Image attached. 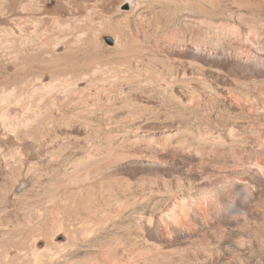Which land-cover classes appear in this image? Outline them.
I'll return each instance as SVG.
<instances>
[{"label":"bare ground","instance_id":"6f19581e","mask_svg":"<svg viewBox=\"0 0 264 264\" xmlns=\"http://www.w3.org/2000/svg\"><path fill=\"white\" fill-rule=\"evenodd\" d=\"M93 1L96 6L77 18L65 16L62 9L73 14L87 6V0H0V55L39 58L33 60L32 68L26 66L19 73L22 77L30 74L35 81L26 76L29 80L25 77L16 87L0 86V126L14 135H53L58 140L81 142L88 162H98L79 172L76 180L49 186L53 190L82 187L93 177L94 188L116 187L132 194L121 178L104 176L105 168L126 160L131 143L151 159L161 150L172 154L179 169L166 177L175 184L178 194L172 207L179 206L181 213L175 223L183 228L170 249L174 264H264V0ZM124 1L129 10L118 14L117 6ZM123 19L127 26L119 22ZM7 20L10 24L4 25ZM105 35L111 37L112 46L103 44ZM98 53L94 58L91 55ZM100 56L125 58L126 62L121 64V59V65H105ZM177 60L189 67L196 62L194 68L199 72L207 68L237 93L235 114L242 123L236 129L178 135L163 146L142 145L139 141L144 136L140 135L135 140L122 138L116 146L103 149V140L100 143L88 132L78 135L81 122L65 115L66 109L91 113L119 100L121 108L130 109V102L139 100L117 82L134 72L173 68ZM62 69L66 72L57 73ZM47 76L50 81L44 83ZM96 81L110 87L102 100L96 92L93 102L87 98L91 92L81 89L80 83L87 87ZM140 173L136 178L141 183L159 184L166 178L150 167ZM201 194L208 197L206 203H199ZM140 195L145 193L141 190ZM139 247L125 255L124 264L162 255L151 240H142Z\"/></svg>","mask_w":264,"mask_h":264},{"label":"rangeland","instance_id":"374dc122","mask_svg":"<svg viewBox=\"0 0 264 264\" xmlns=\"http://www.w3.org/2000/svg\"><path fill=\"white\" fill-rule=\"evenodd\" d=\"M96 4L93 0H87V6H80L73 14L65 9L62 11L65 16L83 17L87 9ZM151 5L154 3L151 2ZM117 10L118 14H125L129 7L125 6L124 1L119 3ZM119 22L123 26L129 24L125 19ZM3 24L9 25L10 22L7 20ZM103 44L113 45L109 35L104 36ZM91 55L94 58L99 53ZM111 57L104 56L109 63L102 57L99 59L105 65H116L123 59ZM179 58H184V54L179 53ZM37 59L31 56L14 59L0 55V86L9 89L18 86L27 77L29 81L35 79L30 74L25 75V78L19 73L26 66L32 68L31 65ZM120 62L124 64L125 58ZM182 62L186 64L177 60L171 66L173 68L160 66L150 73L139 70L137 72L140 73L134 72L122 83L117 82L116 85H123V89H131L129 94L139 100L131 101L130 109L121 108L119 100L112 107L107 103L102 108L100 105L97 111L91 113L81 114L78 109H66L64 113L81 122L76 132H79L78 135L88 132L98 137L96 139H100V143L103 140V149L116 146L122 138L135 140V136L140 135L144 136L143 141L138 140L141 144L144 142L142 145L152 143L163 146L171 144L178 135L186 137L208 129H236L242 123L235 114L237 93L230 87L228 89L226 82L221 77H215L207 68L199 72L194 68L196 62L190 64L192 67ZM64 71L58 70L57 73L62 74ZM49 81L48 76L43 78L44 83ZM80 87L91 92L87 98L94 102L96 92L99 91L97 98L102 100L110 85L96 81L87 87L82 82ZM111 93L117 95L116 92ZM82 123L84 130H87L82 131ZM105 135L108 138L105 139ZM52 136L14 135L0 126V264H124L128 252L139 250L142 240L146 239L155 242L162 255L156 260L139 259L137 264H174L175 255L171 254L170 249L175 242L173 240L183 234V228L175 223V217L181 213L179 206L172 207L178 193L169 177L179 169L172 160L173 155L161 150L151 159L141 147L137 148L135 143H131L124 158L126 160L113 162L105 168L104 176L121 178L135 195H126L116 187L94 188L93 177L82 187L53 190L49 186L76 180L81 171H87L90 165L92 169L98 162H88L87 151L82 148L81 142L58 140ZM149 167L169 177L159 184L141 183L136 177ZM141 190L145 196L140 195ZM139 196L147 198L140 200ZM207 200L208 197L202 194L198 199L199 203H206ZM194 218L201 220L198 213H194Z\"/></svg>","mask_w":264,"mask_h":264}]
</instances>
